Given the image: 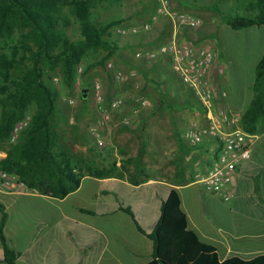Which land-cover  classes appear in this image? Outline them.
<instances>
[{
	"label": "crops",
	"instance_id": "obj_1",
	"mask_svg": "<svg viewBox=\"0 0 264 264\" xmlns=\"http://www.w3.org/2000/svg\"><path fill=\"white\" fill-rule=\"evenodd\" d=\"M263 27L249 29L258 31ZM171 30L169 20L159 18L153 22L150 32L134 37L130 43L134 46V54L121 51L124 66L129 69L125 74L127 82L135 79L136 87L140 85L144 89L133 105L132 101L126 100L122 112L112 120L118 123L125 119L137 122L146 119L147 145H142L148 150L156 149L157 160L147 161L145 155L126 156L124 161L130 162L131 166L134 161H141L140 168H143L142 173L129 174L133 169L122 167L125 162L121 163V158L117 157L113 160L115 170L108 177L85 174L81 176L78 188L60 199L33 191L0 190V204L7 215L3 236L6 246L16 254L13 264H148L152 259L153 243L147 235L154 230L162 202L170 189H176L180 196L189 229L201 241L215 246L221 261L234 256L252 259L264 254V133L257 135L250 159L242 163L233 184L225 190L232 193L231 199L225 202V192L209 194L196 182L197 175H204L210 169L218 153V142L205 140L199 146L191 147L183 138L186 129L202 126L206 120L198 124L191 119L185 122L178 113L174 115L178 117L179 124L176 125L167 111L142 112L155 107L161 96L158 94L159 98L156 96L153 100V86L142 79L141 73L130 70H137L133 69L135 67L141 70L139 61L150 63L138 58V51L156 49L162 39L169 41ZM147 34L151 37L145 36ZM177 38L183 39L181 32ZM148 67L147 72H151L153 66ZM154 67L159 69L157 64ZM157 75H160L159 70ZM211 76L217 106L221 81L218 76ZM251 98L252 91L240 100V117ZM141 99L148 100L150 106L140 107ZM232 109L236 111L237 108ZM221 110L232 111L226 106ZM158 112L163 116L160 121L153 119ZM122 129L120 131L126 136L134 133L132 128ZM72 142L69 137L64 139L62 148L69 158L75 153ZM123 150L130 153L127 148ZM5 157L6 153L0 150V161ZM127 209L130 214L125 212ZM2 217L0 211V225ZM0 264H8L1 240Z\"/></svg>",
	"mask_w": 264,
	"mask_h": 264
},
{
	"label": "trees",
	"instance_id": "obj_2",
	"mask_svg": "<svg viewBox=\"0 0 264 264\" xmlns=\"http://www.w3.org/2000/svg\"><path fill=\"white\" fill-rule=\"evenodd\" d=\"M62 7H68L79 20L80 40L70 41L64 29H57L60 21L57 11ZM248 10L252 16L224 18L225 24L234 31L264 26V0H252ZM88 11L89 6L83 0H0V44L12 41L18 32L22 47L21 54L14 48L8 56L0 46V145H9L6 157L0 161V172L15 175L41 195L59 199L78 188L81 176L104 178L115 170L114 162L110 169H97L93 163L82 168L80 161L56 151L59 138L51 126L56 113L55 92L42 80L39 68L42 65L53 70L60 66L70 87L76 67L87 51L101 48L108 57L115 54L117 46L107 39V31L117 22L97 28L89 23ZM28 40L34 45L28 47ZM25 61H30L32 67L10 80V72L19 71ZM251 91L252 98L240 117V125L243 131L259 135L264 133V52L255 64ZM31 107L35 111L29 126L15 144H9L13 126L28 115ZM0 211L3 216L0 240L6 262L13 264L16 254L6 246L3 228L7 215L1 204ZM125 212L130 214L129 209ZM147 236L153 243L148 264H264V254L252 259L234 256L221 261L216 247L201 241L189 229L176 189L169 190L161 205L160 218Z\"/></svg>",
	"mask_w": 264,
	"mask_h": 264
},
{
	"label": "rangeland",
	"instance_id": "obj_3",
	"mask_svg": "<svg viewBox=\"0 0 264 264\" xmlns=\"http://www.w3.org/2000/svg\"><path fill=\"white\" fill-rule=\"evenodd\" d=\"M83 1L89 6L88 20L90 24L99 28L111 22H117L116 25H113L107 31V39L117 46V50L111 57H108L107 52L101 48H93L87 51L76 67L74 81L70 87L63 79L60 66L53 70H49L45 66L39 65L42 72V80L53 92H55L56 113L51 123L52 128L59 138L58 146L55 149L57 152H63L64 139L66 140L69 137L73 141L72 145L75 149L72 158H74L76 162L80 161L82 168H85L88 163H93L97 169H101L103 166L110 169L111 162L119 157L121 158V163L125 162V164H121L122 167L133 169L129 174H136L137 171L142 173L143 168H140L142 167L141 161L138 163L134 161V164L131 166L130 162L124 160L126 156L138 158L143 155L146 156L145 158L147 161L154 160L155 162L157 160L158 156L156 149L155 151L148 150L145 149V146L143 148L142 145V143L147 145V138L144 133L147 128V120L143 119L138 122L137 120H130L131 123L128 126H123L122 123L120 124L122 120L118 123L112 122L114 116L115 118L118 117L124 109V106H126L125 101L129 99V101H132L133 105L135 98L141 96L144 89L140 85L136 87L135 79L133 80L131 78L132 80L128 82L127 78L124 81L116 79L117 74L125 75L127 73L126 70H129L124 66L125 61L121 51L125 50L127 54H134V46L130 43L133 42L135 39L134 37H136H122L117 33V30L120 27L141 26L144 23L151 22V17L156 8V0ZM251 1L252 0H169L174 11L190 13L199 18L200 25L197 29L191 30L182 27L179 28L178 34L181 32L183 36L182 40H189L197 47L205 46L215 51L217 55L216 63L224 69V74L218 76V79L221 81V90L218 93L219 102H217L215 110L234 114L238 118H240L238 105L241 106L240 100L242 101L245 99V96L249 95L251 91L254 67L264 52V27L260 28L258 31L250 29L234 31L225 24L224 18L252 16L253 13L248 10V4ZM178 5L181 6L176 9ZM57 17L60 18L59 24L57 25L58 30L64 29L70 41H78L81 39L80 22L71 14L68 7L59 8ZM152 24L153 22L151 23L150 30H152ZM149 34L155 36L154 33ZM149 34L145 36L151 37ZM138 36L140 35H137V37ZM20 38L19 33L16 32L12 41L0 44L1 47H4V51L2 52L10 56L13 52L12 49L16 48L19 50V54H21L20 50L22 47ZM166 42L167 40L162 39L158 44L161 45ZM27 44L28 47L34 45L32 40H28ZM148 50L149 51H138V53L144 54L145 52H151L154 51L155 48H149ZM157 61L158 63H156ZM157 61H150V63L139 61V64L142 66L141 70L137 67L133 68L137 70H130L131 72L136 71V74L141 73V75H143L142 79H144L148 85L153 86L152 95H155V97H153L154 99L152 98L153 100L156 99V96L159 98L158 94L161 96L159 101L156 102L155 107H147L148 109L142 112H151L154 110H156V112L167 111L171 115V122H174L176 125L179 124L178 117L174 115L178 113H180L182 116L181 119L185 120V122L189 119L197 124L203 122V120H205V113L202 107L193 97L192 93L182 85L177 76L172 73L168 60L159 58ZM109 62L112 63V68L110 69L106 67V64ZM155 64H157L159 69L154 67ZM150 65L153 66L151 67L153 70L147 72V70H149L148 66ZM31 67L30 61H25L19 68V71L10 72V80H15L20 77L22 72H25ZM155 70L156 73L153 72ZM157 70L160 72L159 76L157 75ZM136 77L139 78L138 75H136ZM54 79H57L58 82L54 83ZM96 85H99V92L103 97L102 103L100 104L95 100ZM223 93L225 96H222ZM62 97L74 99L75 104L72 106L66 104L61 100ZM117 98L123 99V106L119 109L110 111L109 107L111 102ZM224 104L226 108L232 111L221 110L225 107ZM232 108L237 109L235 111ZM101 109L110 111V120L104 130V146L99 148L90 135L89 128L96 125L101 119ZM174 109L176 112H174ZM181 109L182 111L178 112ZM34 111V107H31L27 113L31 116ZM162 118L163 116L158 112V115L154 116L153 119L160 121ZM122 127L132 128L134 133L126 136L120 131L123 130ZM113 133H116L115 135L118 136V138L114 136ZM120 142L122 143L120 144ZM7 145L8 144L0 145V150L6 152ZM83 147H85V149H83ZM123 148H127L130 153L125 152ZM101 162L107 164L103 165ZM114 219H116V217H114ZM100 221L103 222L102 219H100Z\"/></svg>",
	"mask_w": 264,
	"mask_h": 264
},
{
	"label": "built area",
	"instance_id": "obj_4",
	"mask_svg": "<svg viewBox=\"0 0 264 264\" xmlns=\"http://www.w3.org/2000/svg\"><path fill=\"white\" fill-rule=\"evenodd\" d=\"M159 18H166L172 25V38L166 43L158 45L151 52L138 54V58L147 61H154L159 58L167 59L171 71L177 76L199 102L205 113L206 123L202 126H194L185 130L184 140L191 147H197L205 140H216L218 142V153L212 162L210 169L204 175H197L196 182L209 194H219L225 192L233 184L235 175L243 162L251 157L252 147L258 136L249 134L241 128L240 118L234 114L216 111V92L211 83V75L222 76L224 69L216 63V53L212 48L205 46L197 47L189 40L177 38L179 28L197 29L200 25L199 18L190 13L177 12L171 7L169 0H156V8L151 17V22L141 26L120 27L117 33L122 37L137 36L140 33L149 32L151 23ZM144 55V56H143ZM107 68H112V63L106 64ZM134 74V73H133ZM119 81L126 80L124 74H117ZM54 83L58 80L54 79ZM99 85L95 86V97L98 104L102 103L103 97L99 92ZM222 96H225L223 93ZM68 105H74L75 100L68 97L61 99ZM122 98L113 100L109 110H116L123 106ZM142 108L150 106V102L145 99L139 101ZM101 109V119L89 128L90 135L96 142L97 147L104 146V130L110 120V111ZM31 116L26 115L15 124L10 133L8 143L13 145L17 142L20 134L29 126ZM123 126L130 125V120L125 119ZM0 190L9 192H30L23 182L15 175L7 172H0ZM232 197L231 192H225L223 200L228 202Z\"/></svg>",
	"mask_w": 264,
	"mask_h": 264
}]
</instances>
